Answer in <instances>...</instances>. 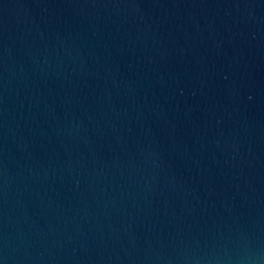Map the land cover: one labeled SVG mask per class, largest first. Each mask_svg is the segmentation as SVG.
<instances>
[{
    "label": "water",
    "instance_id": "water-1",
    "mask_svg": "<svg viewBox=\"0 0 264 264\" xmlns=\"http://www.w3.org/2000/svg\"><path fill=\"white\" fill-rule=\"evenodd\" d=\"M0 264H264V0H0Z\"/></svg>",
    "mask_w": 264,
    "mask_h": 264
}]
</instances>
